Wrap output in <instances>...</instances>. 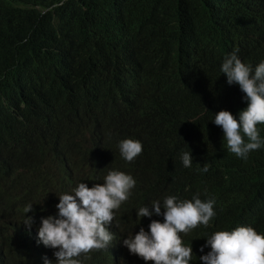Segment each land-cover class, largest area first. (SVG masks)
Listing matches in <instances>:
<instances>
[{
    "label": "trees",
    "instance_id": "1",
    "mask_svg": "<svg viewBox=\"0 0 264 264\" xmlns=\"http://www.w3.org/2000/svg\"><path fill=\"white\" fill-rule=\"evenodd\" d=\"M236 46L264 60V0H0V264H57L36 247L42 219L58 218L61 195L111 170L136 181L109 225L119 241L163 223L162 214L137 218L141 207L197 194L214 201L215 216L180 234L189 264H202L218 231L264 233V157L226 155L212 122L233 102L220 57ZM125 139L143 146L131 163L118 148ZM133 256L110 244L79 259L146 264Z\"/></svg>",
    "mask_w": 264,
    "mask_h": 264
},
{
    "label": "clouds",
    "instance_id": "2",
    "mask_svg": "<svg viewBox=\"0 0 264 264\" xmlns=\"http://www.w3.org/2000/svg\"><path fill=\"white\" fill-rule=\"evenodd\" d=\"M221 72L227 78L233 93V102L227 103L226 111L214 115L212 121L223 132V151L231 158L246 162L264 157V60L252 61L236 46L225 51ZM262 60V61H261ZM191 130V129H189ZM121 157L131 163L143 151L141 142L122 140L118 145ZM208 167L217 175L219 171L215 152L203 150ZM235 154L236 156H233ZM181 161L185 168L193 163L190 151L183 152ZM92 167L91 165H87ZM204 172L208 171L205 166ZM72 194L59 197L58 218L42 219L36 236V247L54 255L57 264H81L79 257H88L93 251L108 250L110 244L126 247L134 260L146 264H189L193 253L183 244L181 233L187 235L200 225L208 226L215 216L214 201H202L199 194L192 200H178L176 196L164 198L149 207H141L137 218L163 215V223L152 220L149 231L142 227L135 235L119 241L109 225L114 211L129 198L136 181L132 176L111 170L107 175L81 181ZM33 205L25 207V213L33 211ZM163 209V212H162ZM25 225L32 226L27 217ZM257 227H238L232 231H218L206 239L210 247L202 255V264H264V233ZM34 231L29 240L34 243ZM201 252L204 251L202 247ZM90 258V257H89ZM45 264L50 262L45 258ZM98 264H112L100 262Z\"/></svg>",
    "mask_w": 264,
    "mask_h": 264
}]
</instances>
